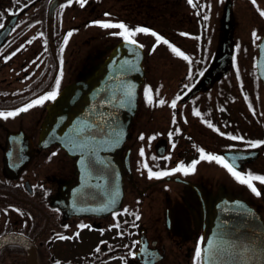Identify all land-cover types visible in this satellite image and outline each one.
<instances>
[{"label":"flooded vegetation","instance_id":"flooded-vegetation-1","mask_svg":"<svg viewBox=\"0 0 264 264\" xmlns=\"http://www.w3.org/2000/svg\"><path fill=\"white\" fill-rule=\"evenodd\" d=\"M262 11L264 0H86L83 6L80 0H0L3 113L94 76L124 41L121 29L101 23L146 28L168 41L132 37L143 51L144 74L128 134L115 150L103 120L124 92L114 88V78L80 89L86 98L76 97L69 114L81 119L73 125L65 117L62 142L39 141L53 100L0 117V264H203L218 234L221 195L243 198L263 223L238 226L236 248L225 235L234 233L224 231L225 245L216 247L236 264H264V183L254 181L256 195L215 160H201L203 150L232 164L226 152L235 150L236 171L264 177ZM229 13L234 47L226 63L218 41ZM113 160L122 171V193L114 192ZM196 161L188 174L175 171ZM149 169L171 174L150 179Z\"/></svg>","mask_w":264,"mask_h":264},{"label":"water","instance_id":"water-1","mask_svg":"<svg viewBox=\"0 0 264 264\" xmlns=\"http://www.w3.org/2000/svg\"><path fill=\"white\" fill-rule=\"evenodd\" d=\"M226 8L230 11V4H226ZM231 12V11H230ZM228 16V17H227ZM223 16L220 28V38L218 41V49H225L228 55L226 63L231 61V51H233V39L230 35L231 28L234 24L231 14ZM260 55L258 58V73L264 82V35L260 39ZM218 53V51H216ZM142 49L136 44H129L127 41L119 42L111 51L108 57L104 59L100 67L96 70L94 76H92L87 82H75L66 86L56 97L54 102L50 103L47 109V113L41 123L40 144L48 141L61 142V136L63 132L59 129V126L63 124V120L71 121L73 125H76L75 120L81 119L80 116L75 114H69V110H75V104L77 102L76 97L79 99H85V95H80V89L90 88L95 86H106L107 81L114 78V88L121 87L124 92L120 96H114V112L112 116L104 117L103 120H108V135L110 142H113L114 150L123 141L122 139L128 133V129L132 115L134 114L137 96V86L141 83L143 78V68L141 65ZM121 94V93H120ZM79 101V100H78ZM89 121L94 120V116L87 117ZM243 154H249L250 151H241ZM234 150L227 151L226 158L232 163L234 161ZM116 157V156H115ZM115 161V160H113ZM117 161L113 164V183L115 194L121 190V177L122 171L117 168ZM237 168H241L237 166ZM119 169V170H118ZM220 203L218 204L217 214L215 217V231L218 234L208 242L203 264H236L234 263V257H223V253L216 252L215 248L210 247V242L217 247H223L225 241L221 238L224 237V231H232L234 234H225L228 239V243L237 247V228L251 230L253 229V222L263 223L261 218H257L258 214L255 210L239 196L232 198L228 195L218 196ZM258 226L257 228H260Z\"/></svg>","mask_w":264,"mask_h":264},{"label":"snow or ice","instance_id":"snow-or-ice-1","mask_svg":"<svg viewBox=\"0 0 264 264\" xmlns=\"http://www.w3.org/2000/svg\"><path fill=\"white\" fill-rule=\"evenodd\" d=\"M86 2V0H80V4L81 6L84 5V3ZM189 3H192V0H189ZM253 3H255V0H253ZM260 15L261 16H264V11L260 12ZM205 20L208 19L207 15H205L204 17ZM100 27L102 28H117V29H121V31L119 32V35L122 36L124 38L125 41H127V43L129 44H136V40L133 39L132 37L136 36L137 33H144V34H151L152 36H154L157 40V42H161L162 41V38L155 32H151L149 33V30L146 29V28H137L135 30H129L127 28L126 25H124L123 23H119V24H111V23H101L99 24ZM0 27H3V25H0ZM69 35H71V33H69ZM183 35V34H182ZM254 37H255V33H253ZM67 42V41H65ZM163 43L167 44L168 41L167 40H163L162 41ZM169 47L171 48V50L176 53L178 56H181L182 58H184L185 60L188 59L187 56H184V54L182 52H180L178 49L172 47L171 45H169ZM59 86H60V80L57 79L56 80V88L59 89ZM151 90H146V96H147V99L149 101V103H151ZM57 94L58 92L57 91H52L51 93L43 96L42 98L40 99H37L36 101H34L32 104H29L28 106L24 107V108H21L19 109L18 112H8V113H3V112H0V117H3V118H8V117H11V116H15V115H18L19 112H26L28 111L30 108L36 106V105H41L43 104L45 101H49V100H55L56 97H57ZM177 99H179V97H177ZM160 104H164V101L161 100L160 101ZM171 107L172 108H175L176 107V101L174 100L171 104ZM197 115H199V113H196ZM209 127H212L211 124L208 125ZM171 135V133H170ZM140 139H144L143 136L140 137ZM230 139H237V137H230ZM258 145L257 144H251V147L255 148L257 147ZM141 156L144 155V152L143 150H141ZM55 155V153L53 154ZM201 160H215L217 163L221 164L224 168H226L228 170L229 173H231V175L241 184H244V185H247V187L253 192L255 193L256 195H260V192L258 191V189L254 186V181H259L260 183H264V177H259V176H253V175H247V176H244V175H241L238 171H236L234 169V166L230 163H228L223 157H217V156H208V155H205L203 153V150H201ZM199 161H196V162H193L192 165L185 169L183 168L182 166L181 167H178L175 171H183L185 172V174H188L189 172H192L195 170L196 168V164L198 163ZM171 173H168V172H164V173H154L152 172L150 169H149V178H160L161 176H165V175H170ZM137 219H139V217H137ZM78 235V234H77ZM60 239H68V237H64V236H61L59 237ZM210 247L211 248H215L216 249V252H223L225 251L224 249H220V248H217L216 245H214L213 243L210 242ZM197 258H199L201 256V252L200 250H197Z\"/></svg>","mask_w":264,"mask_h":264},{"label":"rangeland","instance_id":"rangeland-1","mask_svg":"<svg viewBox=\"0 0 264 264\" xmlns=\"http://www.w3.org/2000/svg\"><path fill=\"white\" fill-rule=\"evenodd\" d=\"M239 33V32H238ZM241 34H243V33H241ZM226 174L228 175V171L226 170ZM231 182H233L232 180H231Z\"/></svg>","mask_w":264,"mask_h":264}]
</instances>
